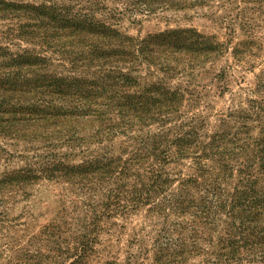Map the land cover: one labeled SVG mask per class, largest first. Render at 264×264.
<instances>
[{
  "label": "trees",
  "instance_id": "16d2710c",
  "mask_svg": "<svg viewBox=\"0 0 264 264\" xmlns=\"http://www.w3.org/2000/svg\"><path fill=\"white\" fill-rule=\"evenodd\" d=\"M120 1L114 10L129 15L214 2ZM106 9L102 0H0V19L10 21L1 31L3 38L31 46L0 62L11 71L0 74L1 88L28 87L31 104L25 119L30 131L41 124L59 128L63 119L65 131H70L66 141L77 145L83 139L76 123L89 120L98 123L93 128L98 141L123 137L119 149L127 150L123 158L111 152L80 165L101 174L97 183L107 191L100 201L103 209L84 213L70 246L52 234L61 231L60 225L46 226L47 253L39 252L33 264H65L63 255L72 258L66 264H91L98 231L109 217L120 208L141 205H150L148 213L162 217L150 244L149 264H264V71L255 86L259 97L220 117L210 132L193 111L200 96L188 80L203 74L194 70L223 54L224 43L194 28L135 37L107 22L101 16ZM240 15L253 18L244 11ZM232 54L236 57L237 50ZM143 64L155 66L161 76L143 81L136 74ZM220 72L214 78L224 74ZM175 75L180 80L173 86L168 80ZM183 77L189 79L182 82ZM250 121L260 122L257 132L251 131ZM133 261L131 256L125 263L112 259L96 264Z\"/></svg>",
  "mask_w": 264,
  "mask_h": 264
},
{
  "label": "rangeland",
  "instance_id": "374dc122",
  "mask_svg": "<svg viewBox=\"0 0 264 264\" xmlns=\"http://www.w3.org/2000/svg\"><path fill=\"white\" fill-rule=\"evenodd\" d=\"M102 1L107 9L101 16L125 34L144 38L171 28H194L202 34L215 35L224 43L223 54L212 63L203 64L204 68L194 70L195 74H203L188 80L197 90L194 94H199L200 98L192 96V92L185 93L186 98L199 101L193 111L201 115L208 131L217 128L220 117L247 107L250 98L259 97L255 86L264 71V4L214 0L201 7L129 15L114 10L120 8L122 1ZM241 11L253 18L241 19ZM9 25L10 21L0 19V55L10 53L0 57V62L31 47L17 39L3 38L1 31ZM235 49L236 57L232 54ZM42 55L49 56L50 52ZM2 67L0 65V74L11 72ZM139 69L135 73L142 76L143 81L161 76L155 66L143 64ZM221 70L224 74L214 78ZM205 71L209 73L204 74ZM179 77L175 75L168 82L175 86ZM186 79L189 78L181 80ZM30 95L24 84L14 90L5 91L0 87V264H33L39 252L47 253L45 244L49 236L43 232L51 224L61 226L59 233H52L57 242L62 240L63 245L70 246L77 236V222L83 219L85 212L102 210L100 201L107 197V191L97 183L101 174L90 173L80 165L89 159L107 157L111 152L122 158L127 153L119 149L118 141L123 137L98 141L93 131L98 123L89 120L76 123L77 136L83 139L77 145L66 141L70 131H65L63 119L58 122L59 128L41 124L32 126L30 131L25 119L26 114H30L27 111ZM38 114L44 116L46 113ZM248 124L252 132H257L260 122ZM178 167L184 170L183 166ZM78 180L95 183L87 186V183L76 182ZM173 185L174 188L178 186L177 182ZM149 207L141 205L133 210L119 207L104 229L98 231L97 251L90 259L91 264L112 259L125 263L131 256L133 264H149L152 259L150 244L162 221L155 212L148 213ZM62 259L66 264L72 258L63 255Z\"/></svg>",
  "mask_w": 264,
  "mask_h": 264
}]
</instances>
